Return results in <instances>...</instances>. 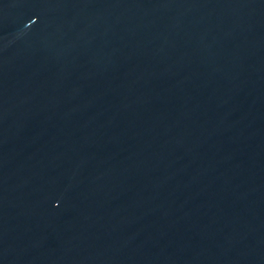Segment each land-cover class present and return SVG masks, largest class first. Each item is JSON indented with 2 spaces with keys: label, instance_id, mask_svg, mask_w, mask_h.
I'll return each mask as SVG.
<instances>
[{
  "label": "water",
  "instance_id": "water-1",
  "mask_svg": "<svg viewBox=\"0 0 264 264\" xmlns=\"http://www.w3.org/2000/svg\"><path fill=\"white\" fill-rule=\"evenodd\" d=\"M0 264H264V0H0Z\"/></svg>",
  "mask_w": 264,
  "mask_h": 264
}]
</instances>
